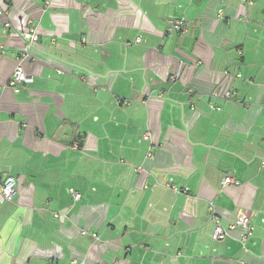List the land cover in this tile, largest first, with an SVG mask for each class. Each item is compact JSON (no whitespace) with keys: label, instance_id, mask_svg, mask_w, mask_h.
<instances>
[{"label":"crops","instance_id":"crops-1","mask_svg":"<svg viewBox=\"0 0 264 264\" xmlns=\"http://www.w3.org/2000/svg\"><path fill=\"white\" fill-rule=\"evenodd\" d=\"M0 175V264H264V0H0Z\"/></svg>","mask_w":264,"mask_h":264},{"label":"built area","instance_id":"built-area-1","mask_svg":"<svg viewBox=\"0 0 264 264\" xmlns=\"http://www.w3.org/2000/svg\"><path fill=\"white\" fill-rule=\"evenodd\" d=\"M186 18H182L179 20H172L170 21V30L175 31H182L186 26ZM9 23L6 24V28H9ZM21 37L26 39H30L32 42H36L38 40V35L35 30L28 29L18 32ZM33 83V78L26 73L24 66L22 64L21 57L19 58V62L16 66V69L13 73V76L10 80V86L14 89L16 93L20 91V87L23 85H28ZM226 98H230V93H226ZM211 109L220 110L216 108L214 105H211ZM145 139H149L148 136H145ZM153 157V154L150 155ZM240 184L239 180L234 178L233 176H226L223 180V186L228 185H238ZM0 190L2 197L5 201L11 202L18 194V184L17 179L15 177H2L0 175ZM71 195L75 202H78L82 199V194L78 191L71 190ZM241 230V241L246 242L250 237L253 236L255 227L250 222L247 214L245 212H241L236 220L235 223L230 224L227 228L223 227L219 222H216L215 228L212 234V240L214 242H221L225 240L229 234L233 231ZM96 237V235H94ZM76 264V263H74Z\"/></svg>","mask_w":264,"mask_h":264}]
</instances>
